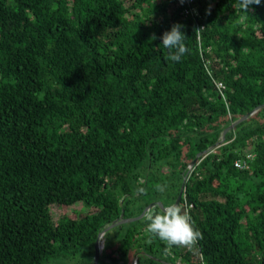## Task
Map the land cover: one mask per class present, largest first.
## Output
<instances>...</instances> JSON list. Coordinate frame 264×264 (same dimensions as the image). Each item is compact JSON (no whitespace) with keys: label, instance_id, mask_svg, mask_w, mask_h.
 Listing matches in <instances>:
<instances>
[{"label":"trees","instance_id":"obj_1","mask_svg":"<svg viewBox=\"0 0 264 264\" xmlns=\"http://www.w3.org/2000/svg\"><path fill=\"white\" fill-rule=\"evenodd\" d=\"M194 1L200 16L185 0H0V264H92L101 232L184 182L196 246L166 252L142 218L105 234L99 264H264V107L191 169L264 105V0L244 21L235 0ZM175 23L178 63L159 39Z\"/></svg>","mask_w":264,"mask_h":264},{"label":"clouds","instance_id":"obj_2","mask_svg":"<svg viewBox=\"0 0 264 264\" xmlns=\"http://www.w3.org/2000/svg\"><path fill=\"white\" fill-rule=\"evenodd\" d=\"M181 3L184 0H180ZM261 0H235L233 8L239 15V20L244 21L248 16L251 5L259 6ZM206 15L211 14V5L206 9ZM185 25L175 23L169 31H165L159 39L162 46L168 50V60L180 62L189 52L185 41L188 39L184 32ZM203 28H193V33L199 35ZM158 37L152 34L151 41ZM157 191L161 194L167 191V185H158ZM191 205L169 204L165 207L156 205L146 209L143 220L146 222V230L151 236L158 238L166 244L165 251H170L173 247L193 248L203 239V234L194 226L190 215Z\"/></svg>","mask_w":264,"mask_h":264},{"label":"water","instance_id":"obj_3","mask_svg":"<svg viewBox=\"0 0 264 264\" xmlns=\"http://www.w3.org/2000/svg\"><path fill=\"white\" fill-rule=\"evenodd\" d=\"M263 107H264V105L261 106V107H258L255 111H253L250 114L244 116L243 118L239 119L238 121H236L235 123H233L231 126H229L227 129H225V131L222 134L221 141L218 142L216 145L212 146L211 148H209L208 150H206V151L198 154L197 157H196V159L191 164V169L197 164V162L199 161V159L201 157L207 155L208 153L214 151L217 147H219L225 141L226 135H227L228 132H230L231 130H233L238 124H240L241 122L247 120L249 117H251L252 115H254L258 110H260ZM184 192H185V182H184V184L182 186V189L180 191V194H179L178 199H177V201H176L175 204H181V201H182ZM156 205H159L160 207H164V205L162 203L158 202V203H152L146 209L152 208V207H154ZM144 212H143V214L140 217H138L136 219H124V220H121V221H116L111 226L107 227L103 232H101L99 234V237H98L96 243H95V259H94V262L92 264H99V262H100L102 250L104 248V240L103 241H101V240L104 238L105 234L109 230H111L112 228H114L117 224L128 223V222H132V221H135V220H138V219H142L143 216H144Z\"/></svg>","mask_w":264,"mask_h":264},{"label":"rangeland","instance_id":"obj_4","mask_svg":"<svg viewBox=\"0 0 264 264\" xmlns=\"http://www.w3.org/2000/svg\"><path fill=\"white\" fill-rule=\"evenodd\" d=\"M163 0H159L161 2ZM93 212V209H86L82 204L75 205L70 211L69 214L71 215H78L79 217L89 213ZM65 213L64 209L59 206V205H52L51 206V214L54 219V222L57 223L58 220L63 216ZM104 240V238H103ZM105 241V240H104ZM88 257L83 256L80 253L77 255L73 256L70 254H64L62 256H58L56 258H51L48 263L45 264H78L79 262L81 263L82 261H87Z\"/></svg>","mask_w":264,"mask_h":264},{"label":"built area","instance_id":"obj_5","mask_svg":"<svg viewBox=\"0 0 264 264\" xmlns=\"http://www.w3.org/2000/svg\"><path fill=\"white\" fill-rule=\"evenodd\" d=\"M186 8L184 9V15L189 16V15H194V16H200V13L198 11L197 6L195 5L194 0H185ZM217 87L220 91H222L225 86L223 83H217ZM253 155H249L248 159L252 158ZM248 166L247 160H240L236 162V167L244 169Z\"/></svg>","mask_w":264,"mask_h":264},{"label":"bare ground","instance_id":"obj_6","mask_svg":"<svg viewBox=\"0 0 264 264\" xmlns=\"http://www.w3.org/2000/svg\"><path fill=\"white\" fill-rule=\"evenodd\" d=\"M101 241H103V239Z\"/></svg>","mask_w":264,"mask_h":264}]
</instances>
